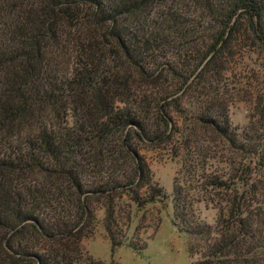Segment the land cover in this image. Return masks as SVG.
Instances as JSON below:
<instances>
[{
  "label": "trees",
  "instance_id": "16d2710c",
  "mask_svg": "<svg viewBox=\"0 0 264 264\" xmlns=\"http://www.w3.org/2000/svg\"><path fill=\"white\" fill-rule=\"evenodd\" d=\"M3 1L0 264H81L99 211L123 245L122 210L167 200L143 155L162 146L197 179L171 199L193 264H264V104L239 130L226 90L240 41L264 53V0Z\"/></svg>",
  "mask_w": 264,
  "mask_h": 264
},
{
  "label": "rangeland",
  "instance_id": "374dc122",
  "mask_svg": "<svg viewBox=\"0 0 264 264\" xmlns=\"http://www.w3.org/2000/svg\"><path fill=\"white\" fill-rule=\"evenodd\" d=\"M10 2L4 0L3 2ZM236 55L229 65L227 77L228 95L230 99L229 120L233 127L244 129L254 114L257 99L264 104V53L252 41L239 42ZM225 92V91H224ZM226 93V92H225ZM146 162L157 183L167 195L163 203H155L137 209L130 206L122 210V234L124 243L111 250L110 241L102 225L103 212H97V224L93 234L81 242V264H193L201 262L207 244L192 239L172 224V189L173 181L193 184L197 179L181 173L183 155L173 157L168 147L162 146L144 152ZM210 165H213L210 162ZM212 171V169H208ZM206 171V173H209ZM202 175V173H201ZM190 189H193L191 187ZM195 209L201 221L215 227L220 202H211L205 194L195 197ZM122 204H126L123 201ZM220 205V206H219ZM214 233V231H213ZM212 233V237L214 234ZM132 247L136 248L135 251Z\"/></svg>",
  "mask_w": 264,
  "mask_h": 264
}]
</instances>
